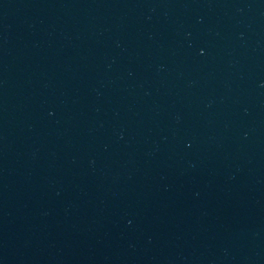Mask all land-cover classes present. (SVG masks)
Listing matches in <instances>:
<instances>
[{"label": "water", "instance_id": "1", "mask_svg": "<svg viewBox=\"0 0 264 264\" xmlns=\"http://www.w3.org/2000/svg\"><path fill=\"white\" fill-rule=\"evenodd\" d=\"M0 264H264V0H0Z\"/></svg>", "mask_w": 264, "mask_h": 264}]
</instances>
